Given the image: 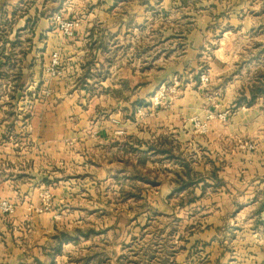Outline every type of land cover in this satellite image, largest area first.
<instances>
[{
  "label": "crops",
  "instance_id": "0c3cea01",
  "mask_svg": "<svg viewBox=\"0 0 264 264\" xmlns=\"http://www.w3.org/2000/svg\"><path fill=\"white\" fill-rule=\"evenodd\" d=\"M37 1L33 12L28 10L20 17L24 24L19 33L29 32V40H33V46L21 54L22 73H30L29 80L22 94L0 96V198L11 200L16 208L12 215L0 214V264H44L45 260L57 264L70 242H75V236L66 238L74 225L60 227L48 216L37 214L40 191L44 187L57 191L61 165H83L87 171L91 167L98 172V179L107 182L125 173L124 164L138 168L141 155L148 162L154 154L153 143L159 138H173L175 144L187 146L192 133L188 118L204 112L197 90L179 91L167 98L168 105L142 120L136 106L143 99H152L156 86L169 83L175 74L182 76L189 68L195 69L196 75L207 35L213 32L233 40L242 37V45L235 42V48L230 49L229 68H247L245 54L253 58L256 68L264 65V0H52L59 10L54 13L45 12L48 0ZM156 6L165 11H169L168 6L180 7L176 18L167 13L169 18L165 19L172 27L160 30L159 36L165 41L179 40L182 55L159 76H141V69L145 71L155 63L154 55L143 58L141 53H153L159 42L154 40L143 47L140 37L141 29L157 19ZM62 11H67L68 15L63 13L66 18L81 22L72 38L63 36L54 24L55 15ZM223 19L226 27L210 29ZM31 20L36 23L27 29ZM58 49L63 55V73L52 77L45 69ZM241 57L244 60L238 62ZM263 78L251 81L250 95L245 92L244 100L252 98L254 86H264ZM231 91L235 100L239 94ZM258 94L255 102L264 97ZM244 106L250 109L253 104ZM212 129L205 161L196 163L201 165L195 171L202 176L194 180H198L196 186L178 189L163 181L161 188L165 197L176 190L183 197L192 191L195 199L190 204L199 205L206 214L201 221H194L190 230L186 226L182 229V234L187 231L179 238L187 249L180 258L184 264L197 248L207 254L208 264L219 263L229 211L234 213L236 230L242 212L258 208L256 213L264 220V144L243 156L221 153L222 140L232 128L217 125ZM239 165L244 168L242 178L237 176ZM188 181L187 177L182 185ZM241 186L243 192L239 193ZM184 209L181 207V212ZM255 243L260 246L254 254L260 262L264 259V237L259 234ZM238 262L236 256L230 257L229 264Z\"/></svg>",
  "mask_w": 264,
  "mask_h": 264
},
{
  "label": "rangeland",
  "instance_id": "374dc122",
  "mask_svg": "<svg viewBox=\"0 0 264 264\" xmlns=\"http://www.w3.org/2000/svg\"><path fill=\"white\" fill-rule=\"evenodd\" d=\"M48 1L47 4L45 3V12L59 11L51 4L52 0ZM36 3H38L36 0H0V61H3L0 66V96L13 97L22 94L29 80L30 73H22L24 65L21 54L23 49L33 46V40H29V32L19 33V28L24 24V20L20 17L28 10L33 12ZM169 7V11H165L162 6H156L154 13L157 19L151 20L150 24L141 29L144 32L141 33L140 45L145 47L151 44V41L159 42L153 53H141L143 58H147L149 54L155 57V63H152L149 69L145 71L141 69V76H146L148 73L159 76L160 72L171 66L182 55L179 40L173 38L170 41L164 39L163 41L159 36L160 30L172 27L165 19L169 18L167 13H171L173 18L180 15V7ZM213 9L217 11V7ZM63 13L65 16L68 15L67 11H62L54 17L56 28L55 18L58 16L66 18ZM225 20L216 21L210 29L215 31L226 27ZM35 23L31 20L27 29H33ZM148 31L154 32L155 36L153 34L149 36ZM241 38L237 37L233 40L228 36L220 37L211 32L205 37L204 53L196 75L195 69L188 68L183 71L182 76L175 74L169 83L160 82L152 92L151 96L154 98L160 95L165 86L167 89H164L163 94L166 98L175 96L179 91L197 90L201 94L204 112L193 114L188 118L192 133L189 134L187 146L185 143L182 146L175 144L173 138H159L153 143L154 146L151 145L154 154L150 156L148 162L147 157L141 155L138 168L135 165L124 164L125 173L118 180L107 182L98 179V172L91 167L87 171L83 165L68 167L61 165L57 191L53 192L47 187L40 191L37 213L48 216L51 221L59 223L60 227L74 225L66 238L72 239L75 236V242H70L71 244L64 251L65 256L59 258L57 264L185 263L180 258L186 253V244L179 238L180 236L184 238L187 231L184 229L182 234V229L186 226L190 230L194 226L193 222L201 221L206 214L198 209L199 205L193 207L190 204L192 202L190 200L195 199L190 194L192 191H187L184 197L179 195V190L167 197L161 195L163 181L173 184V187L178 189H191L196 186L186 187L187 185L182 184L186 183L187 177L189 178L191 174L192 180L202 177L195 171L201 164L196 163L197 160H200V163L205 161L207 141L212 138V128L217 125L232 128L222 140L221 153L243 156L245 153L255 152L264 144V97L254 102L250 109L244 106L246 104L244 98H247L244 93L248 92L247 94L250 95L251 81L264 76V65L262 68H256L252 62L253 58H248L246 56L248 54H245L247 68H229L230 49L235 48V42H239L237 45H242ZM174 46L177 48L174 49ZM56 51L62 58L63 73V55L59 49ZM243 60L244 58L241 57L238 62ZM201 75H207L209 81L203 83L200 80ZM235 81L236 85H234ZM262 81L264 84V78ZM44 89V92H48V89ZM233 89L239 94L235 100L231 98ZM168 104L165 99L162 105L153 109L151 99L148 101L143 99L137 103L136 112H139V118L142 120ZM223 114H226V119L220 117ZM192 168L194 170L188 175ZM243 171V166L239 165L237 176L242 178ZM74 174L79 176L75 177ZM238 184L242 185L240 182ZM238 192H243L242 186L239 187ZM237 199L241 201L243 197L239 196ZM181 207L187 209L181 212ZM257 209H253L251 213L242 212L238 215V230L234 223V213L229 211L226 214L223 242L220 245L223 251L218 264H229L232 256L239 258L237 264H264V259L259 262L254 255L259 252L260 247L255 240L259 234L264 237V220H261L256 213ZM257 231L258 235H256ZM51 243L48 245L49 250H52ZM200 252L202 251L198 248L190 252L188 258L191 260H187V264H195V262L208 264L207 254H204V251ZM31 264L36 263L31 262ZM44 264H49V261L45 260Z\"/></svg>",
  "mask_w": 264,
  "mask_h": 264
},
{
  "label": "built area",
  "instance_id": "2783aa9c",
  "mask_svg": "<svg viewBox=\"0 0 264 264\" xmlns=\"http://www.w3.org/2000/svg\"><path fill=\"white\" fill-rule=\"evenodd\" d=\"M55 22L59 31L65 37H74L81 27V22L78 19L63 18L58 16L57 18H55ZM61 60L62 58L58 51H55L51 54L49 65L46 67V73L49 76L58 77L61 75ZM200 80L203 83H206L209 81V78L207 75H201ZM164 89H167V87L163 86L160 95H156L151 99V105L153 109L158 107L159 105H162L163 101L167 99L163 94ZM220 117L226 119V114L220 115ZM15 209V204L11 200L0 198V214L12 215L14 214Z\"/></svg>",
  "mask_w": 264,
  "mask_h": 264
},
{
  "label": "trees",
  "instance_id": "16d2710c",
  "mask_svg": "<svg viewBox=\"0 0 264 264\" xmlns=\"http://www.w3.org/2000/svg\"><path fill=\"white\" fill-rule=\"evenodd\" d=\"M9 59H11V56H10V58ZM12 61H14V60H12ZM2 64H0V66H1ZM257 93H260V94H264V87H263V85H259V86H254L252 89H251V99H249V100H245L246 101V104L247 105H252L254 102H255V96H256V94ZM187 167H188V165H187ZM191 174V170H189V174L188 175H190ZM190 178V177H189ZM188 178V179H189ZM198 183V180L197 181H194V180H192V178L191 179H189V181H188V183L186 184L187 186L186 187H191V186H193V185H196ZM194 199H192V200H190V201H193Z\"/></svg>",
  "mask_w": 264,
  "mask_h": 264
}]
</instances>
